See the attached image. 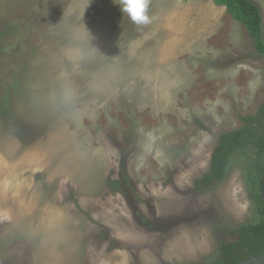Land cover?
I'll list each match as a JSON object with an SVG mask.
<instances>
[{"label":"rangeland","instance_id":"374dc122","mask_svg":"<svg viewBox=\"0 0 264 264\" xmlns=\"http://www.w3.org/2000/svg\"><path fill=\"white\" fill-rule=\"evenodd\" d=\"M148 15L0 0V264H224L261 222L254 151L196 182L264 104V56L214 0Z\"/></svg>","mask_w":264,"mask_h":264},{"label":"trees","instance_id":"16d2710c","mask_svg":"<svg viewBox=\"0 0 264 264\" xmlns=\"http://www.w3.org/2000/svg\"><path fill=\"white\" fill-rule=\"evenodd\" d=\"M241 23L254 42L258 54L264 56L263 15L251 0H214ZM242 127L221 136L216 147L209 172L196 182L197 186L208 188L226 178L231 159L240 151L252 150L256 155L253 170L248 175L249 182L259 189L253 196L261 211V222L236 231L238 237L233 242L221 244L224 264H237L249 257L264 253V104L255 115L241 118Z\"/></svg>","mask_w":264,"mask_h":264},{"label":"clouds","instance_id":"9594fccd","mask_svg":"<svg viewBox=\"0 0 264 264\" xmlns=\"http://www.w3.org/2000/svg\"><path fill=\"white\" fill-rule=\"evenodd\" d=\"M150 0H119L120 8L134 24L142 25L151 22L148 15Z\"/></svg>","mask_w":264,"mask_h":264},{"label":"water","instance_id":"95a60500","mask_svg":"<svg viewBox=\"0 0 264 264\" xmlns=\"http://www.w3.org/2000/svg\"><path fill=\"white\" fill-rule=\"evenodd\" d=\"M237 264H264V253L249 257L245 260L238 262Z\"/></svg>","mask_w":264,"mask_h":264},{"label":"flooded vegetation","instance_id":"af4514ba","mask_svg":"<svg viewBox=\"0 0 264 264\" xmlns=\"http://www.w3.org/2000/svg\"><path fill=\"white\" fill-rule=\"evenodd\" d=\"M211 165V164H210ZM210 169V168H209ZM258 188V187H257ZM256 188V189H257ZM259 191V189H257V192ZM256 193V192H255ZM262 194V197H263V199H264V193H261ZM251 199H253V196H251Z\"/></svg>","mask_w":264,"mask_h":264}]
</instances>
